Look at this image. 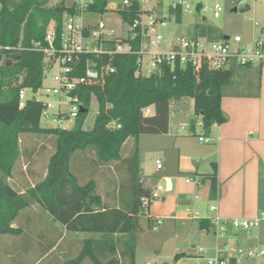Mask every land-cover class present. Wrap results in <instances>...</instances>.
Returning a JSON list of instances; mask_svg holds the SVG:
<instances>
[{
	"label": "trees",
	"instance_id": "trees-1",
	"mask_svg": "<svg viewBox=\"0 0 264 264\" xmlns=\"http://www.w3.org/2000/svg\"><path fill=\"white\" fill-rule=\"evenodd\" d=\"M106 2L97 0L92 9L104 12ZM0 5V236L19 234L20 229L13 224L20 212L39 205L69 233L93 235L82 241L76 258L63 264H82L84 260L91 264H136L141 199L151 198L153 192L140 177L139 139L167 134L172 103L182 98L194 100L195 114L206 131L225 122L221 101L233 84L234 68L215 71L207 67H165L144 77L136 74L137 55H118L114 59L116 72L105 84L88 86L82 91L87 112L76 119L71 130L44 128L42 104L29 101L20 110L19 93L22 88L36 91L42 86L44 55L32 47L44 41L54 25L59 33L66 16L74 10L64 1L52 4L51 0H0ZM176 22H182L180 13L176 14ZM202 24L196 23L195 36H199L197 31ZM214 33L208 29L202 36L209 38ZM138 45L136 42L134 48L138 49ZM20 77L23 83L12 86ZM92 97H96L99 111L93 128L85 130ZM148 109H153V113L146 115ZM30 133L55 137V152L46 178L20 194L9 178L21 159V135ZM131 140L134 143L130 156L123 158V149ZM79 151L93 152L97 165L119 162L126 169L116 205L105 203L94 179L80 183L72 170ZM216 194L214 174L211 195ZM200 226L209 230L212 223L203 220Z\"/></svg>",
	"mask_w": 264,
	"mask_h": 264
},
{
	"label": "built area",
	"instance_id": "built-area-1",
	"mask_svg": "<svg viewBox=\"0 0 264 264\" xmlns=\"http://www.w3.org/2000/svg\"><path fill=\"white\" fill-rule=\"evenodd\" d=\"M62 1L74 13L66 16L59 33L54 25L44 41L36 42L32 47L44 55V80L54 70L52 85L44 86L43 81L38 90L22 88L19 93L20 110L25 109L29 101L41 103L42 121L56 123V128L62 129L68 121L75 123L84 107L82 91L88 86L104 85L116 72L114 59L118 55H137L136 74L144 77H150L165 67H207L222 71L234 65L248 67L264 63V42L255 41L244 46L240 36L228 40L224 37L216 42L202 35L166 37L160 32L169 21L176 22L177 13L182 20L184 16L198 17L202 19L200 23H206L208 15L220 18L225 10L222 0H121L111 5L106 2L104 12L92 9L97 0H58ZM234 1L238 6H244L243 0ZM105 13L120 17V33L106 20L94 21L90 17ZM136 42L138 49L134 48ZM22 83L23 77H20L12 86ZM28 91L32 94L29 95ZM39 91L46 99L38 97ZM171 112H174L173 105ZM145 113L149 115L150 110ZM200 141L209 142L210 139L200 138ZM157 168H163L161 161H157ZM165 192V186H159L151 198H142V214L148 215L150 203L160 199ZM211 210L215 211L216 207L212 206ZM211 223L218 239L233 232H243L254 239L253 244L246 247L226 242L217 248L214 256L206 257L205 250L201 249L198 256L189 258L192 263L178 264H264V208L253 219L215 216ZM162 224L163 220L158 219L153 229L157 230Z\"/></svg>",
	"mask_w": 264,
	"mask_h": 264
},
{
	"label": "crops",
	"instance_id": "crops-1",
	"mask_svg": "<svg viewBox=\"0 0 264 264\" xmlns=\"http://www.w3.org/2000/svg\"><path fill=\"white\" fill-rule=\"evenodd\" d=\"M263 66V63H257L248 67L238 65L232 67L234 68V81L232 86L225 91L221 101V110L226 120L222 124H215L209 131L203 128L201 119L195 114L194 100L185 112L180 111L183 98L174 102V105L178 106V111L174 108V112L179 115L183 114L178 127L175 126L176 129H174L170 120L167 134L152 136L163 142L158 145L163 159L157 161L161 160L162 165L163 161H168L170 166L158 169L156 161V173L153 172L152 176L141 177V180L152 191L163 185L167 190V179H170L172 183V189L162 193L161 198L158 199L161 202L154 208L155 200L149 207L147 220L150 227L153 221L156 224L158 219L163 220L161 226L164 225L165 219L174 220L175 223L199 220L201 231L199 237L205 233L200 243L202 244L209 230L201 228V221L211 222L215 216L224 219H253L264 208ZM151 113L153 109H150ZM194 117V129L191 125L189 134L184 133L187 121ZM27 136L28 134L21 135V159L16 163L9 178V183L20 194L35 186L31 173L28 172L29 165L21 162L29 146ZM200 138L210 139V141H200ZM25 139L28 144L23 146ZM141 165L140 161V174L142 173ZM214 174L217 179V194L212 197L211 187ZM46 176L47 171L43 180ZM212 206L216 207L215 211L211 210ZM41 210L39 205H33L21 211L13 224L14 228L20 229V233L0 236V264H11L14 256L10 251L16 247L17 250H25V253L27 252L30 256L36 251L41 253L32 262L26 261L27 258L21 259L22 263L28 264H42L56 252L54 259L63 264L67 256L81 251L82 241L89 236L69 233L65 227H62L61 236L56 241L49 240L47 235L40 231L46 222ZM194 214H197V218H194ZM54 223L57 224V222ZM210 228L213 229L212 226ZM142 231L141 227L140 232ZM36 233H38V239H31L30 236ZM215 238L217 244L210 248L214 253L226 242L230 245L231 239L234 245L246 247L253 244L254 240L243 232H233L232 235L221 239ZM204 250L206 252V249ZM178 255H183L181 258L198 256L179 251L176 259ZM82 264L91 263L89 260H84Z\"/></svg>",
	"mask_w": 264,
	"mask_h": 264
},
{
	"label": "rangeland",
	"instance_id": "rangeland-1",
	"mask_svg": "<svg viewBox=\"0 0 264 264\" xmlns=\"http://www.w3.org/2000/svg\"><path fill=\"white\" fill-rule=\"evenodd\" d=\"M108 5L119 3L121 0H106ZM52 4H57L58 0H51ZM222 3L225 7V10L220 18L214 19L211 15H208L207 22L203 23L202 27L197 31L198 35L204 34L208 29L215 31L213 35H210L209 38L212 41L219 42L220 35L224 37L234 38L235 36H240L243 39L244 46H250L255 41L264 42V0H243L244 6L249 5L250 10L241 13H232L231 9L235 6H238V3L234 0H222ZM243 6H238L241 9ZM106 14V13H105ZM92 20L98 21L101 19L109 22L119 33L122 30V25L120 22V17L113 14L106 15H95L90 16ZM202 22V19L192 16H184L181 23H176L174 21H169L168 26L161 28V33L168 37L169 35L175 36H194L196 31V23ZM257 23V25H255ZM208 37V36H207ZM259 64V63H258ZM264 71V66H263ZM54 70L48 74V78L44 80V86L52 85L51 76L54 75ZM28 94L31 95L32 92L28 91ZM38 97H43V100L46 99L42 96V91H39ZM175 104L174 102L172 103ZM180 111H186L188 105L193 104V99L183 98L180 103ZM174 108L177 110L178 106L174 105ZM99 104L96 97H92L90 103V112L85 120L84 129L91 130L93 128L95 119L98 115ZM178 111V110H177ZM183 117L179 113L174 112L170 115V120L175 126L178 127L180 118ZM195 119L192 118L190 121H187L183 132L189 134L191 130L192 121ZM42 127L44 128H56L57 124L49 121H42ZM74 126V121H68L63 124L62 129L71 130ZM181 128V127H180ZM29 144L27 140H23V146L29 145L28 150L24 155V158L21 162L28 164V172L31 173L32 180L34 184H38L44 178L45 172L48 169L49 161L52 155L55 152V137L37 135V134H28ZM152 136H143L139 140V150H140V161L142 163V176H152L153 172L156 173V161L158 159H163L161 149L158 147L159 143H163L162 140H157ZM27 143V144H26ZM133 140L129 141L124 149L122 156L123 158L129 157ZM76 156V157H75ZM74 163L72 162V170L79 178L81 184L88 182L91 179H94L98 186V193L103 197V200L108 206H114L117 204L120 197L119 187L120 183L124 178H126V169L121 168V163L113 162L108 165H97L95 163V154L93 152H87L83 154L81 151L76 152ZM174 156L172 157V160ZM160 160V161H161ZM163 166L168 168L170 163L163 161ZM161 200H156L154 202V208L160 203ZM43 217L46 220L44 226L40 228V231L47 235L49 240L56 241L59 236H61L63 231V226L60 223L55 224L49 214L41 210ZM153 211V210H152ZM147 214L140 216V224L143 229L142 232H139L136 237V264H178L179 262L183 263H192L189 260V257L181 258L183 255H176L179 251L185 252V254H195L199 255L201 249H206V257H211L216 255L213 252L211 247H214L217 244L216 236L214 234V229H209V234L205 241L196 246L194 243L198 239L201 231L199 229V220L194 221H178L175 223L174 220L165 219L164 225L159 227L157 231H154V226L156 225L153 221L152 226L150 227L147 220ZM38 233L32 234L31 239L37 238ZM85 237H92L93 235L83 234ZM27 237V236H25ZM234 241L231 239L230 245H234ZM12 248L11 255L14 256L11 264H28L22 263L21 259L27 258L26 261L32 262L35 261L41 253L36 251L30 255L25 253V250H17ZM78 252H75L65 258L66 260H71L77 257ZM57 255V252L52 255L51 258L42 262V264H61L58 260H55L54 257ZM58 258V256H57ZM90 263V261H89Z\"/></svg>",
	"mask_w": 264,
	"mask_h": 264
},
{
	"label": "water",
	"instance_id": "water-1",
	"mask_svg": "<svg viewBox=\"0 0 264 264\" xmlns=\"http://www.w3.org/2000/svg\"><path fill=\"white\" fill-rule=\"evenodd\" d=\"M119 9H121L120 6H119ZM250 9H251V8H250L249 5H245V6H243L241 9H239L237 6H235V7H233V8L231 9V12H232V13H237L238 11H240L241 13H245V12L249 11ZM225 39L228 40L229 37H225ZM81 112H82V113H86L87 110H86L84 107H82V108H81ZM192 129H194V121H192ZM166 186H167V190H168V191H170V190L172 189V183H171V180H170V179H167V181H166ZM204 237H205V233H203V234L199 237V239L196 241V245H199V244L201 243V241L203 240Z\"/></svg>",
	"mask_w": 264,
	"mask_h": 264
}]
</instances>
